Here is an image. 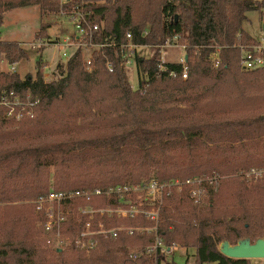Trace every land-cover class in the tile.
Returning <instances> with one entry per match:
<instances>
[{
  "label": "trees",
  "instance_id": "1",
  "mask_svg": "<svg viewBox=\"0 0 264 264\" xmlns=\"http://www.w3.org/2000/svg\"><path fill=\"white\" fill-rule=\"evenodd\" d=\"M29 6H38L46 14L77 9L98 27L92 42L104 47L92 52L91 73L85 71L83 50L77 49L65 66H57L55 80L44 81V65L39 62L34 79L0 74L1 88L39 100L35 115L18 123L0 112V135L8 123L38 124L73 108L117 128L94 137L36 141L9 156L0 155L3 167L12 157L32 158L34 170L26 172L19 166L7 175L0 170V264H153L150 255L130 257L133 250L151 243V234L119 232L116 238L100 239L98 250L85 254L73 242L80 224L70 220L63 229L71 237L66 246L70 256L61 252L55 260H47L39 249L45 241L30 232L33 220L26 213L41 221V227L43 218L33 212L34 205L20 202L37 200L50 190L105 191L132 182L188 178L209 180L204 184L206 198L200 206H194L185 192L167 199L158 228L165 245L192 248L194 264H249L226 258L219 245L223 241L235 245L244 238L253 243L264 237V177L253 185L235 177L225 180L221 189L214 184L241 171H264V69L242 72L239 68L241 52L259 45L243 24L248 13L264 10V0H70L64 5L56 0H0V25L4 12ZM49 28L40 24L36 38L48 39ZM127 34L134 45L152 50L148 59H134L137 70L148 79L143 91L132 90L112 47L126 44ZM174 37L184 46L186 80L181 79L180 63H165L166 71L157 73L160 50ZM212 54L221 60L218 69L210 63ZM0 57L13 65L27 54L19 43L0 41ZM107 62L113 65L112 72L107 71ZM170 72L177 76L170 77ZM173 102L187 106L165 105ZM173 113L189 117L172 121ZM177 149L184 155H174ZM226 197L235 205H225ZM72 205L116 206L114 199L108 202L105 197L76 200ZM99 218L107 224L106 217ZM124 223L151 226L145 220ZM22 227L27 234L14 240L15 228ZM181 264H187L186 258Z\"/></svg>",
  "mask_w": 264,
  "mask_h": 264
},
{
  "label": "built area",
  "instance_id": "2",
  "mask_svg": "<svg viewBox=\"0 0 264 264\" xmlns=\"http://www.w3.org/2000/svg\"><path fill=\"white\" fill-rule=\"evenodd\" d=\"M60 5L69 3L70 0H57ZM63 14V13H61ZM67 18L68 25L71 26L73 32L66 35L62 41V47L66 51H62L61 58H69L71 54L77 50L82 49L83 63L85 71L91 73L94 70L92 52L103 48L102 44H94L92 42V34L98 30L97 26H91L84 13L74 9L68 14H63ZM126 44L118 46L112 45L118 51L121 59V65L126 66L134 62L137 56L136 46L131 42V36L126 35ZM43 45L45 39H40ZM184 46L178 43V38L174 37L166 41L162 48H176ZM146 47V46H145ZM70 51V53H69ZM185 57V56H184ZM210 63L214 69H218L221 65V60L218 54H212L209 57ZM3 61L0 60V63ZM181 72V79H187V68L184 66ZM165 63L160 59L157 66V73L165 72ZM10 65L11 73H14L13 66ZM108 72H112L113 65L111 62L106 63ZM239 68L244 72H252L255 70L264 69V47L255 46L245 49L241 52ZM143 75V74H142ZM170 77H176L174 72L169 73ZM145 82H141V86L137 88L132 87L133 91H143L148 86L147 76L144 75ZM19 94L1 88L0 86V112H3L8 120L14 122H21L24 118L32 117V109L36 107L39 100L32 98L29 93H26L19 100ZM253 178L261 179L264 177V171H252ZM209 181L205 178H188L185 180L173 179L170 181L158 182L156 180H149L146 182H132L122 186L108 188L105 191L101 189H86V190H67L54 191L50 190L46 196L40 197L34 202L35 212L43 218L42 230L45 235L52 238H61L64 225L72 219L74 224H80V231L74 236L73 242L77 249L85 254H89L98 250L100 246V239L116 238L119 232H124L131 235L136 232L139 234L147 233L152 235L151 243L143 248L135 249L131 252L130 257L137 259L145 255H150L154 258L153 264H162L163 261L170 260L177 261L179 252L176 244L168 247L165 245L163 239L158 233L159 223L161 219L162 209L164 208L167 199L171 198L173 194L186 193V196L194 206H200L206 196L204 184ZM105 197L107 201L112 198L116 206H107L105 208H94L88 206H74L72 203L76 200H83L89 202L92 199ZM106 217L107 224L99 218ZM117 220L119 223L113 226L110 221ZM140 220H145L151 223L150 227H143L140 225L130 226L124 222L132 221L135 224ZM69 241L70 239L67 238ZM48 242V241H47Z\"/></svg>",
  "mask_w": 264,
  "mask_h": 264
},
{
  "label": "rangeland",
  "instance_id": "3",
  "mask_svg": "<svg viewBox=\"0 0 264 264\" xmlns=\"http://www.w3.org/2000/svg\"><path fill=\"white\" fill-rule=\"evenodd\" d=\"M252 1L255 2L261 0ZM247 17L248 21L243 24L244 30L249 34L250 37L259 42L258 46L264 47V10L261 12H250L247 14ZM1 19L2 22L0 25V41L19 43L21 48H23V50L26 52L27 58L13 66L14 73H11V67H9L10 64L5 59L0 57V60L3 61L2 63H0V74H17L21 80H23L26 75H30L32 79H34L36 74V63L39 62L44 65V81L48 82L57 79V66H65L68 60L67 58L62 59L60 56L62 51H66V48L62 47L61 45L62 41L64 40L66 35H69L73 32L71 26L68 25L67 18L61 13L46 14L42 13L38 6H29L4 12ZM42 23H47L50 25V28L47 30L48 39H45L44 45L36 38L39 32L40 24ZM136 53L138 57L148 59L151 56L152 50L149 47L143 46L139 47ZM184 56V50L179 45L176 48H161L160 50V59L164 63H182L185 60ZM123 69L128 76L131 87L137 88L138 85L141 86L143 84H141V82H145L144 75H142L137 70L135 63L131 62V59L129 64L123 66ZM20 96L19 100L22 101V98H20ZM165 105L169 108H176L177 106L182 108L184 106H187L186 104H177L175 102L167 103ZM35 111L36 107L32 109V117L35 115ZM96 113L99 114L98 111ZM199 116V114H193L191 117ZM32 117L27 118L30 119ZM187 117H189V115L183 114L175 116V113H173L172 117H170L169 119L174 121L183 120ZM25 119L26 118H24L23 120ZM16 123H8L1 129L3 132L0 135L1 156H9L11 153H15L23 149L25 146H28L36 141L39 142L49 141L53 139L61 140L68 138L77 139L84 137H94L97 135H104L115 132L117 128L115 127V125H111V123L97 120L93 118L92 115L82 113L81 110L77 108L62 112L58 118H43L38 124L34 123V121H27L22 124ZM172 153L177 156L184 155V151L182 149H177L175 151H172ZM19 166H21L23 170L27 169L25 170L26 172L34 171L32 170V158L25 157V159H21L19 157H12L7 166L3 167V165H0L1 174L7 175L11 172H15ZM252 174V171H241L236 173L234 176H223L220 177V180H218V184L215 183L214 186H216L217 188L221 186V189L223 187L224 181L230 179L231 177H235L240 181H244L248 185H253L258 182V180H261H254ZM178 199L180 198H176L175 200ZM225 200V205L227 204L229 207L235 205V202L233 200H229L227 197L225 198ZM34 202L35 200L20 203L25 205H34ZM20 203H14L12 206L19 205ZM2 207L3 205L0 204V210ZM24 212H26V210ZM33 212L36 214L35 209L33 210ZM26 214L28 220H33V225L30 226V232L34 233V237L36 240L45 241V244L39 246V249L45 252V259L55 260L58 257V254L61 252L63 253L64 257L70 256V252L67 249V247L71 243V241L67 240V238H71L70 235L62 232L61 238L59 237L57 239L52 238L53 235L51 237L49 235L47 236L42 230L41 221H37L34 218L33 214ZM74 222L75 221L72 219V223ZM8 230L10 233L11 228ZM26 232V227H22L21 229L15 228L13 234L16 238H14V240L18 239L19 236L24 237L27 234ZM1 236L2 233L0 231V238ZM27 242L30 243L32 242V240L28 238ZM176 246L179 252V257L177 258L176 262L181 264L186 258L187 264H194L192 248L186 249L179 244H176ZM248 263L264 264V259H252L248 260Z\"/></svg>",
  "mask_w": 264,
  "mask_h": 264
},
{
  "label": "water",
  "instance_id": "4",
  "mask_svg": "<svg viewBox=\"0 0 264 264\" xmlns=\"http://www.w3.org/2000/svg\"><path fill=\"white\" fill-rule=\"evenodd\" d=\"M219 252L233 260L264 259V237L256 239L253 243L249 238H244L235 245L223 241L219 245Z\"/></svg>",
  "mask_w": 264,
  "mask_h": 264
}]
</instances>
